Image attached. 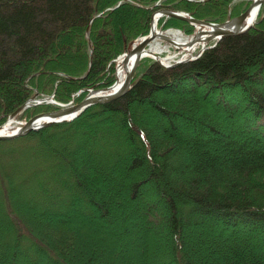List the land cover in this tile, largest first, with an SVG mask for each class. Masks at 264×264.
<instances>
[{"label":"trees","instance_id":"1","mask_svg":"<svg viewBox=\"0 0 264 264\" xmlns=\"http://www.w3.org/2000/svg\"><path fill=\"white\" fill-rule=\"evenodd\" d=\"M157 1L0 0V125L36 93L79 102L112 85L115 59L164 4L210 22L246 9ZM123 206L145 217L135 246L109 224ZM0 264H264V3L197 58H143L120 97L0 140Z\"/></svg>","mask_w":264,"mask_h":264},{"label":"water","instance_id":"2","mask_svg":"<svg viewBox=\"0 0 264 264\" xmlns=\"http://www.w3.org/2000/svg\"><path fill=\"white\" fill-rule=\"evenodd\" d=\"M263 2H264V0H253L251 5L245 11H243L241 14L228 17L219 23H212L209 21L197 19V18L192 17V16H188L187 13L184 11H173V10H166V9H164V10L161 9L159 11L164 12V14L167 16L176 17V18L185 20L187 22H190L192 24L194 22H199V23L201 22L204 25H207L209 27V29L214 31V35H212L211 38H212V40H214L217 43L221 38H223L225 36L238 34V33H241L243 31L249 29L253 25V23L255 22L256 19L251 24H247V26L242 30L230 31V29L232 28L233 25L247 22L250 11L252 8L257 7V10L259 12V9H260L261 4ZM151 20H152V18L150 17V21ZM216 28H221L222 32H220V33L215 32ZM163 31L164 30L161 28L159 29V28L154 27L151 23V29H150L148 34H146L142 37L141 49L135 55L133 62H132L131 66H130L127 74H126V78L122 82L120 88L113 90V91H110L114 87V83H113V85H111L109 87L100 88L99 91H107V93L99 94V95H93V91L96 90V89H93L80 102L72 103L69 105H62L61 107H59L56 110L35 114L24 125L17 126L16 128L11 130L7 134H0V140L12 139V138H15L17 136L26 134L30 130H33V129L36 130V129H39L41 127H45L47 125H50L54 122L71 120L74 117H76L79 113H81L83 110H85L87 107H89L93 104L107 103V102H110V101L120 97L121 95H123L131 87L135 71L139 65L140 60L146 56V51L148 50V46H149L150 42L152 41L155 33L156 32L162 33ZM196 37H197V35H194L192 37V39H190L187 42V44H190L193 40H195ZM167 44L172 46L170 37L167 38ZM209 47L210 46H207L205 48H209ZM35 97H36V95H34L32 98H35ZM24 108H25L24 105L19 107L15 112H13L10 115L11 118H14L18 114H20ZM41 116H49V119L40 125H30L29 122H31L32 120H37ZM1 127L2 126H0V128Z\"/></svg>","mask_w":264,"mask_h":264},{"label":"bare ground","instance_id":"3","mask_svg":"<svg viewBox=\"0 0 264 264\" xmlns=\"http://www.w3.org/2000/svg\"><path fill=\"white\" fill-rule=\"evenodd\" d=\"M257 13H258L257 7L252 8L247 22L233 25L230 31H238V30L244 29L247 26V24H251L256 19ZM161 15L162 14L160 13H155L152 16L151 23L156 28H158L157 26H158V22H159ZM193 24L198 30L193 34V35H197V37L195 38V40L192 41V44L190 45L188 44V46L185 47V49H187L189 52H192L196 50L197 48L207 46L211 42V39H212L211 36L214 35V31L209 29L207 25H204L201 22L200 23L194 22ZM215 32L220 33L222 32V29L216 28ZM181 35H182L181 31L177 29H168L167 31H164L162 33L156 32L152 41L149 44L148 50L146 51V56L154 57L156 55H161V53L164 52V48L165 47L167 48V38L168 37H170V39L175 45H179L180 47L185 46L186 41L184 42L180 40L182 39ZM141 42H142V38H138L130 45V47L125 52H123L121 55H119L115 59L117 60L116 61L117 63L116 72H115L116 80L114 82V87L110 91L116 90L121 87V84L126 78V74L133 62L135 55L141 49ZM161 59L165 61L164 58L161 57ZM99 89L94 90L93 95L107 93V91H99ZM48 119H49V116H41L37 120H32L29 123L30 125H40L44 123L45 121H47ZM14 122H15L14 119H10L6 121L4 126L0 128V134L9 133L14 128L13 126Z\"/></svg>","mask_w":264,"mask_h":264},{"label":"rangeland","instance_id":"4","mask_svg":"<svg viewBox=\"0 0 264 264\" xmlns=\"http://www.w3.org/2000/svg\"><path fill=\"white\" fill-rule=\"evenodd\" d=\"M252 0H234L233 1V5H235L237 8H247ZM158 3H163V0H159L157 1ZM168 6L162 5L160 8H167ZM159 8H157L155 11H157ZM174 10V9H173ZM154 11V12H155ZM183 11V10H181ZM187 12V11H186ZM169 18L168 16L165 17H161L159 22H158V28H161V24L166 22V19ZM162 22V23H161ZM188 26H182V27H177V26H169L168 29L172 28V29H179L182 30V35L187 34V29L189 26H193L194 28V32H196L198 29L192 25L191 23L187 22ZM167 28V27H166ZM184 37V36H183ZM188 37V36H186ZM132 44V43H131ZM129 44V47L130 45ZM213 44L212 42L209 43L208 45ZM128 47V48H129ZM198 52V49L196 50L195 53ZM178 54V52L175 51H171L169 49V47L167 48V51H165L161 56L162 57H167L169 55H176ZM145 59H150V60H156L155 58L152 57H145ZM174 59H177V57H174ZM117 65V63H116ZM116 72V71H115ZM202 82H200L199 84H201ZM199 86V85H196ZM50 95L47 96H40L42 98H46L49 97ZM73 100V99H71ZM70 100V101H71ZM149 112L151 113V115H153V125L154 127H156L157 129H155L154 131L159 133V129H158V125L159 123H157V117H158V112L154 109L149 110ZM35 114V113H34ZM228 121V118L224 119V121ZM206 146L204 147V149H206L207 151H211V153H213V149L215 148V146H222L221 144H214V143H206ZM223 147V146H222ZM148 192L151 194L153 193V187H147ZM113 201V200H112ZM110 201V202H112ZM114 202V201H113ZM121 201L119 199L116 200V204H120ZM115 204V205H116ZM123 208L125 209L124 212L121 214V216H117V217H113L111 219V221L109 222L110 225L113 226V232L118 233L119 236H121L122 240H129V244L131 246H135L137 243L145 240L146 237V232H147V224L145 223V217L144 220L142 217H138V218H134V216L131 215V213H133V211L135 210V208H131V209H126V207L123 206ZM130 212V213H129ZM144 221V222H143ZM108 222L106 224L101 223L99 220L95 221V222H90L89 226L92 228V230H96V228L101 229H105V225L108 224ZM103 232V231H102ZM104 234H107L106 232ZM194 242H198L199 241V237H193L192 239ZM198 257L201 258V255H199ZM103 260V259H101Z\"/></svg>","mask_w":264,"mask_h":264},{"label":"built area","instance_id":"5","mask_svg":"<svg viewBox=\"0 0 264 264\" xmlns=\"http://www.w3.org/2000/svg\"><path fill=\"white\" fill-rule=\"evenodd\" d=\"M179 60V59H178ZM42 101V99H38V100H36V102H41Z\"/></svg>","mask_w":264,"mask_h":264}]
</instances>
